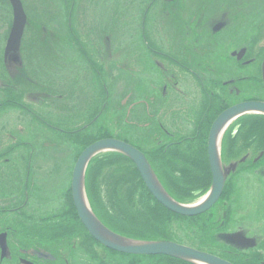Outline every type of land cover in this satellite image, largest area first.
<instances>
[{
    "label": "flooded vegetation",
    "instance_id": "obj_1",
    "mask_svg": "<svg viewBox=\"0 0 264 264\" xmlns=\"http://www.w3.org/2000/svg\"><path fill=\"white\" fill-rule=\"evenodd\" d=\"M53 1L22 0L27 21L17 49L7 51L11 25L7 24L0 36V189H22L23 193L0 196V213L6 214L0 215V264H99L97 253L104 259L109 257L104 248L133 256H166L118 252L93 237L97 244L87 243L83 225L54 227L56 221L71 217L68 206L72 175L70 163L67 184L57 195L62 202L54 204L44 191L35 192L40 182L43 187L46 181L39 179L36 183L33 179L16 178L10 183L5 173L21 172L24 178L26 171H39L43 165L33 158L35 145L37 151L43 149L51 153L53 144H47V141L55 137L58 144L63 140L64 148L69 151L72 134L83 129L81 126L80 130H73L72 123L97 120L107 105L109 110L103 125L108 124L106 129L114 136L113 123H118L122 131L125 130L122 123L129 119L139 125H151L149 121L156 122L162 113L167 112V103H180L181 88L190 91L191 95L199 89L203 97V112L188 137L192 138L198 133L200 122L206 121L210 115L214 114L216 118L228 107L246 101L264 102V8L259 2L245 0L195 3L194 7L184 10L190 18L184 23L181 18L182 0H159L158 11L147 24L143 15L149 10L151 0L143 11L136 14V18L141 16L142 19L126 33L124 30L114 33L119 41H112L111 35L90 39L83 17L79 27L71 24L70 3L68 5L63 0L60 13ZM249 7L252 10L247 12ZM103 11L104 8L87 10L86 15L97 20L93 14L104 15ZM208 21L212 24L206 30ZM114 22L122 25V20ZM80 30L81 36L77 33ZM130 39L134 42L139 39L147 50H137ZM233 63L240 68L254 65L257 71L251 76L231 78L229 72ZM223 65L229 70H221ZM151 72L160 73L161 84ZM200 72L203 73L200 75ZM241 83L246 86L242 88ZM152 86L160 88L159 96H148ZM125 87L128 89H123ZM121 90H126L131 96L123 100L125 105L117 103L122 97ZM249 90L254 93H248ZM127 107L131 111L128 119L125 115ZM158 124L162 138L163 133L169 139L175 138L174 131L168 129V122L166 125L163 122ZM128 126L134 125L129 122ZM34 131L35 141L31 137ZM133 131L131 138L142 143L139 138L143 132ZM41 134L49 138L44 139ZM39 137H42L41 143ZM26 151L31 152L30 156H25ZM242 154L239 159L243 163H238L236 170L257 171L264 167V149L251 160L252 148L243 150ZM42 158L43 161L45 157ZM230 160V163L238 161ZM64 168L66 170V164ZM239 172L229 177L233 186L232 178ZM51 173L53 171L45 175ZM20 181L23 184L19 185ZM235 192L234 186L229 202L230 219L223 229L228 234L232 233ZM234 239L242 241L239 246L243 251L256 252L261 256V264H264V254L249 247L254 243L252 239L242 234H237Z\"/></svg>",
    "mask_w": 264,
    "mask_h": 264
},
{
    "label": "trees",
    "instance_id": "obj_2",
    "mask_svg": "<svg viewBox=\"0 0 264 264\" xmlns=\"http://www.w3.org/2000/svg\"><path fill=\"white\" fill-rule=\"evenodd\" d=\"M7 5L11 21L10 6ZM108 110L109 106L106 112ZM210 117L200 122L194 137H175L171 142L165 141L159 134L160 124L135 127V130L143 132L139 138L142 143H137V147L146 155L165 191L177 202L192 203L204 195L211 185L207 136L215 115ZM98 120L83 123V129L72 134L75 160L92 142L112 136L106 129L108 124L99 126ZM247 148L253 149L250 160L264 149V116L246 115L229 127L222 140L223 163H230V159L241 160L239 158ZM85 188L96 217L123 237L174 241L220 256L234 264H261L263 260L256 252L247 253L227 240L223 229L230 219L229 202L234 192L230 179L218 203L208 212L195 217L174 214L159 204L146 188L135 165L118 152L101 153L91 159L86 170ZM68 206L71 217L56 221L54 227H82L71 196ZM83 236L85 242L97 244L84 227ZM104 251L109 257L104 259L97 253L96 261L99 264H192L167 256H133L106 248Z\"/></svg>",
    "mask_w": 264,
    "mask_h": 264
},
{
    "label": "rangeland",
    "instance_id": "obj_3",
    "mask_svg": "<svg viewBox=\"0 0 264 264\" xmlns=\"http://www.w3.org/2000/svg\"><path fill=\"white\" fill-rule=\"evenodd\" d=\"M41 1V0H39ZM177 1V0H175ZM209 0H182V3L184 4L183 13L181 14L182 22H187L190 18L188 15L184 13L185 9H190L195 6V3H201V2H213ZM246 2L250 1H256L259 2L260 5L262 4V7L264 8V0H245ZM56 4V11L62 12L60 4L63 3V0H54L53 1ZM64 2H68V5L70 3L71 5V14H70V21L71 24L75 27V25L78 26V23L81 21L83 17V21L86 23V30L87 35L90 39L96 38L97 36H108L111 35L112 41L116 39V41H119L118 35L114 33H119L122 30L126 33L127 30L131 28V26L141 20V16L136 18V14L139 11H143L148 4L151 2V0H64ZM160 5L159 0H153L152 4L143 16L146 20V23L148 24L151 20H153V17L155 16L156 11H158ZM101 8H104V15H95L94 17L97 18V20H94L91 18V15H86L87 10H101ZM122 9V10H121ZM247 12H250L252 10L251 7L248 8ZM91 12V11H90ZM101 12V11H100ZM146 12V11H145ZM9 10L7 5V0H0V36L5 31L6 25H9L10 18H9ZM91 18V19H90ZM99 18V20H98ZM122 20V25L118 26L114 21ZM8 21V23H7ZM212 21H208L206 25V30H209L211 28ZM79 27V26H78ZM78 35L81 36L82 32L81 30L78 32ZM204 36V35H203ZM137 38V37H136ZM73 39V38H72ZM131 40V39H130ZM131 42L136 46L137 50H144V44L138 39L136 42ZM123 43H127L126 41H123ZM146 49V48H145ZM147 50V49H146ZM202 61V59H201ZM205 61V60H204ZM236 64L230 65V77L236 78L238 76H251L256 73L257 68L252 66H246V67H238L235 66ZM229 70V67H225L223 65L221 67V70L224 71ZM153 76L155 77L156 81L161 84L162 79L159 72H151ZM203 72H200V75ZM160 76V78H156ZM131 79H135L132 78ZM130 79V81H131ZM207 82V81H206ZM242 88L246 86L245 83H241ZM201 88V87H200ZM242 88L240 89L241 94L243 93ZM128 89V88H123ZM126 90H121L120 99L118 100V104L125 105L123 100H125L127 97H131L130 94H127ZM168 91H171L168 89ZM186 89H182L180 91L181 97L179 98L180 103L173 104L167 103V112L165 114L162 113L158 120L156 122L149 121L148 123H151L152 125H155L156 123L163 122V125H166L168 122L169 131H174V137H190L189 135L192 134L193 130H195L196 127V121L198 117L203 112V100L201 99L202 93L199 92V89L194 91L193 95H191V92ZM248 93H254L252 91H248ZM247 93V94H248ZM160 94V88H150V91L148 93V96H159ZM194 97V99L192 98ZM199 98V99H198ZM203 98V97H202ZM173 104V105H172ZM124 107V106H122ZM107 106L102 113L100 119L98 120V124L103 125L105 123V113H106ZM122 110H120L121 112ZM126 119H128L127 115H131L130 109L125 112ZM157 117V116H156ZM155 117V118H156ZM126 119H124L126 121ZM76 123H72V129L78 124L80 121H75ZM126 122H132L134 126H128V123ZM124 123H122L125 126V130L122 131L119 129L120 125L118 123H113V130L112 133L116 138H120L123 140H126L134 145H137L135 140L131 138V131L134 135V129L136 127L137 122L135 120H128ZM81 123H79L80 125ZM119 129V130H118ZM31 135V134H30ZM44 139H48L49 137H46L44 134H41ZM163 138L169 141H172L174 138L169 139L168 136L163 133ZM33 140L35 141V131L34 134L31 135ZM42 137H39V142L41 143ZM51 143L53 144L51 153H47L43 149L40 151H37L36 145L34 146L36 148V152L34 153V160L42 163L43 167L37 170L31 169L30 172L26 171L25 177L23 178L21 172H13L12 174L10 172L5 173V177L11 181L10 183H13L14 179H29L30 181L33 179L34 182L38 183L39 179H42L41 181H46L44 183L45 185L42 187V182H40V187L35 190L36 191H44L48 196L49 200L52 201V204L54 203H60L62 200L57 197L58 192L60 193V190L64 188V185L67 184V171H68V165H72L73 167V158H74V152H75V146L71 145V149L68 151V149L64 148V142L61 140L60 144H58V139L55 137H51L48 139L47 144ZM41 146V145H40ZM29 151L25 152V156L28 155ZM30 156V154L28 155ZM42 157H45V159L42 161ZM66 164V170L64 168V165ZM53 171L50 175H45V173ZM28 173V174H27ZM234 186L236 188L233 202V226L231 228L232 230V237L237 234H242V236L248 237L249 239H252L254 242L253 245L249 246L250 248L258 249L264 254V167L257 170V171H240L239 173L235 174V176L232 178ZM13 180V181H12ZM19 185L23 184L21 181L18 183ZM62 191V190H61ZM64 191V190H63ZM12 192H14L13 195L17 194H23L22 189L19 191H14L12 189L8 188H2L0 189V196H11ZM29 194L33 195L32 191L29 190ZM54 199V200H53ZM0 215H6L5 213H0ZM239 227V228H238ZM229 230V229H228ZM256 245L254 246V244Z\"/></svg>",
    "mask_w": 264,
    "mask_h": 264
},
{
    "label": "water",
    "instance_id": "obj_4",
    "mask_svg": "<svg viewBox=\"0 0 264 264\" xmlns=\"http://www.w3.org/2000/svg\"><path fill=\"white\" fill-rule=\"evenodd\" d=\"M9 1L13 11V22L8 37L7 51L17 49L26 22L21 1ZM251 113L264 114V102L247 101L233 105L220 113L212 123L207 142L212 185L201 199L193 203L186 204L174 200L157 179L144 154L133 145L114 138L100 139L88 145L75 163L71 183L74 207L84 227L97 242L118 252L139 255H166L193 264H233L218 256L175 242L132 240L115 234L103 225L93 213L86 196L84 180L87 165L93 157L105 152H119L135 164L150 193L165 208L182 216L203 214L220 198L228 174V170L222 167L221 141L219 146L217 145L218 134L227 123L231 124L238 117Z\"/></svg>",
    "mask_w": 264,
    "mask_h": 264
},
{
    "label": "bare ground",
    "instance_id": "obj_5",
    "mask_svg": "<svg viewBox=\"0 0 264 264\" xmlns=\"http://www.w3.org/2000/svg\"><path fill=\"white\" fill-rule=\"evenodd\" d=\"M229 125H230V123H227V124L221 129V131L219 132L218 137H217V145H218V146H219V143H220V141H221V137H222L224 131L227 129V127H228ZM127 244H130V243H127Z\"/></svg>",
    "mask_w": 264,
    "mask_h": 264
}]
</instances>
